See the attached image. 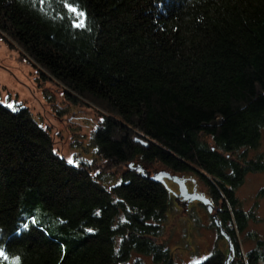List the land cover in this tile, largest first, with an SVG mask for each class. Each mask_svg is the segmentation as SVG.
Listing matches in <instances>:
<instances>
[{
	"label": "trees",
	"instance_id": "1",
	"mask_svg": "<svg viewBox=\"0 0 264 264\" xmlns=\"http://www.w3.org/2000/svg\"><path fill=\"white\" fill-rule=\"evenodd\" d=\"M0 37L73 105L105 112L91 142L109 167L195 175L229 238L245 229L236 191L264 171L246 156L264 134V0H0ZM94 174L0 104V263L175 264L160 237L177 192ZM202 264H264V250Z\"/></svg>",
	"mask_w": 264,
	"mask_h": 264
},
{
	"label": "rangeland",
	"instance_id": "2",
	"mask_svg": "<svg viewBox=\"0 0 264 264\" xmlns=\"http://www.w3.org/2000/svg\"><path fill=\"white\" fill-rule=\"evenodd\" d=\"M0 104L11 111L20 107L28 109L36 124L53 138L55 152L70 164L87 161L97 179L103 176L116 179L129 171L126 167H109L93 148L91 140L101 126V116L105 112L87 101L73 105L66 98L62 87L53 80L43 79L20 48L6 43L1 37ZM246 153L248 160H261L264 163V134L259 147L247 150ZM140 166L151 176L166 173L186 183L185 188L173 180L166 181L178 194L168 210L166 230L160 242L172 252L175 264H202L219 252L230 263L239 254L247 255L257 249L259 243L264 250V171L248 174L236 191L240 208L247 214L248 220L245 229L235 232L234 239H231L226 232L230 228L226 227L225 231L222 227L223 237L214 224L215 218L220 220L223 202L213 199L204 182L191 174L173 176L166 168L158 165L142 163ZM199 196L210 202L204 203ZM209 205L214 208H209ZM225 238L231 240L233 251ZM129 264L153 262L150 258L137 255Z\"/></svg>",
	"mask_w": 264,
	"mask_h": 264
},
{
	"label": "water",
	"instance_id": "3",
	"mask_svg": "<svg viewBox=\"0 0 264 264\" xmlns=\"http://www.w3.org/2000/svg\"><path fill=\"white\" fill-rule=\"evenodd\" d=\"M129 169H131L132 171L142 175L144 178H150L152 181H157V180H161V182H164L166 179H170V180H173L174 182H176L179 186H182L180 184V182L176 179V178H172L170 177V175L166 174V173H162V174H154L152 177L149 173H147L143 167L139 166V167H136V168H133L132 165L129 166ZM183 192V189L181 188V193ZM202 201L205 203V200L202 199ZM211 211V210H210ZM215 221H216V225L217 227L219 228H222V226L217 223V218H215ZM227 241L229 242V239L227 238Z\"/></svg>",
	"mask_w": 264,
	"mask_h": 264
},
{
	"label": "bare ground",
	"instance_id": "4",
	"mask_svg": "<svg viewBox=\"0 0 264 264\" xmlns=\"http://www.w3.org/2000/svg\"><path fill=\"white\" fill-rule=\"evenodd\" d=\"M178 181H179V180H178ZM179 182H180V181H179ZM180 184L182 185V187H185V188L187 187L185 182H180ZM178 186H179V185H178ZM203 200L207 201L208 203L210 202V201H208L207 199H203ZM210 205H211V204H210ZM210 205H209V208L213 209L214 207H212V206H210ZM217 228L219 229L220 234L224 237L225 235L222 234V228H219V227H217ZM225 239L227 240V238H225ZM228 244H229V246H231V242H230V240H229V243H228ZM229 255H230V254H229Z\"/></svg>",
	"mask_w": 264,
	"mask_h": 264
},
{
	"label": "flooded vegetation",
	"instance_id": "5",
	"mask_svg": "<svg viewBox=\"0 0 264 264\" xmlns=\"http://www.w3.org/2000/svg\"><path fill=\"white\" fill-rule=\"evenodd\" d=\"M178 194V193H177ZM197 194V193H196ZM196 194H194V195H196Z\"/></svg>",
	"mask_w": 264,
	"mask_h": 264
}]
</instances>
